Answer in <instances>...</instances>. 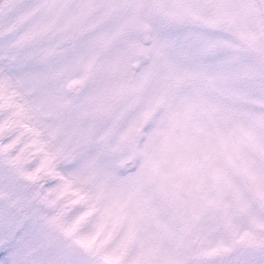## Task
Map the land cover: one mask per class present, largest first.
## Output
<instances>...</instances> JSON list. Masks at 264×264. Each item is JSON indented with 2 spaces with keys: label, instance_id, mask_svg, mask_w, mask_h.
Here are the masks:
<instances>
[{
  "label": "snow or ice",
  "instance_id": "obj_1",
  "mask_svg": "<svg viewBox=\"0 0 264 264\" xmlns=\"http://www.w3.org/2000/svg\"><path fill=\"white\" fill-rule=\"evenodd\" d=\"M0 264H264V0H0Z\"/></svg>",
  "mask_w": 264,
  "mask_h": 264
}]
</instances>
